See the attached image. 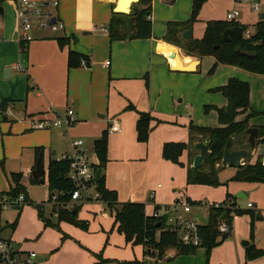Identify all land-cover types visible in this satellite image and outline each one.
I'll list each match as a JSON object with an SVG mask.
<instances>
[{"label":"crops","instance_id":"1","mask_svg":"<svg viewBox=\"0 0 264 264\" xmlns=\"http://www.w3.org/2000/svg\"><path fill=\"white\" fill-rule=\"evenodd\" d=\"M33 1L47 3L50 0ZM57 1L59 2L57 18L63 23L64 31L52 33L48 30H33L31 33L33 39L27 44L24 52L20 49L21 44L17 37L16 14L10 6L4 5L6 2L0 1L3 9V15H0V103L8 102L4 113L6 120L0 122V134L5 147H9L14 139L19 141L15 148L11 147L9 154L6 152L0 154V156L18 157L15 168L8 167V171L4 173L8 191L9 183L5 174L20 173L21 185L25 188L27 197L33 202L36 201L30 193L37 185H31L29 182L36 164L35 148L44 149L42 159L44 175L49 161L58 160L62 155L72 153L71 143L74 140L83 141L84 148L89 153L90 151L93 153L91 159L93 164L97 165V158L93 152L94 142L106 133L108 162L104 171V184L107 190L116 193L118 202L143 204L144 212L148 216L157 207L163 209L176 205L163 203L162 184L157 183L149 188L144 183H140L139 176L142 172L141 163L149 161L167 165L171 163L162 158V148L167 143H188L191 123L200 128L220 127L218 122L216 125L195 122L197 123L195 125L189 117L183 118L179 115V107L173 102L176 100L177 103L181 92H174L169 88L171 83L175 87L178 86L177 83L174 84L176 79L197 74L204 59L211 58L208 68L215 63L213 57H190L191 59L185 57L180 48L163 41L169 23H184L189 20L192 0H151L152 37L145 40L124 41H110L107 32L108 25L115 16L113 11L115 0ZM261 1L264 2V0H252L256 6L258 5L256 11L258 14H253L248 9L244 10L243 17L239 14V21L236 23L238 27H246L253 33L254 26L262 21L261 16L264 14L262 11L264 4H259ZM201 12L199 11L197 21L187 30L190 34L188 40H200L207 22H227L223 16H212L208 19L203 17ZM183 32H181L182 43L187 41L183 38ZM59 38L65 40L62 46L58 43ZM70 51L81 54L89 63V67L69 68L67 61ZM181 59L196 62L193 71H173L171 66ZM104 62H110L107 69L102 67ZM16 65L21 67L20 71L14 68ZM229 79H237L247 84L248 80L251 81L238 67L218 65L215 76L209 80L203 91L210 92L225 86ZM248 85L249 109L237 116L236 121H243L250 113H254L251 108V88L250 84ZM214 93L218 96L204 101L205 106L225 107L227 105L225 97L220 93ZM66 108L73 110L77 118V122L69 130L61 132L55 129H33L36 122L51 119L53 113L63 112ZM212 112L215 111L204 113L203 106L204 115ZM141 113H147L153 118L150 123L152 130L146 143H139L136 138L135 127ZM262 113L264 114V111ZM253 118L254 116L249 119L248 128H256L258 134L248 156L249 164L254 165L260 157V162L264 166V147L261 151L255 148L258 141L264 139V125ZM158 120L166 121L168 125L160 126ZM113 121L119 123V133L109 132ZM178 124L184 125L185 130H178L179 128L176 127ZM7 135H14L15 138ZM197 142L201 141L197 140ZM231 149L236 150L233 149V142ZM197 154L198 151L192 145L179 159L184 164L186 180V167ZM227 169L230 168L222 167L221 170ZM236 170L237 168H232V174L222 181L228 182L225 185L226 194L234 196V200L239 195L241 198L238 199L252 203L255 214L260 219L254 225L253 239H250V227L248 232L232 227L229 237L222 243L221 248L225 249L231 244L237 245L240 240L241 243L248 242L246 247L242 246L243 248L253 247L264 250V183L237 182L229 179L234 177ZM41 186L45 190V197L40 201L45 202L49 197V191L46 184ZM81 206L89 207L85 215L79 216V209L77 213L78 220L80 218V221L81 219L88 221L87 231H81L63 221L57 226L59 229L57 231L61 235L57 234L56 229L49 227L44 231V235L52 238L51 250L58 249L48 258L38 259L35 255L33 262L29 264H93L96 262L94 255L103 252L106 259L115 258L121 264L145 262L143 247L126 243L124 236L117 231L113 214L105 205L87 203ZM186 217L197 223V216L194 215L193 210ZM248 219L250 224L249 216ZM109 224L112 225V229L107 240L113 239L124 249L122 253L112 255L108 249L101 250L105 238L104 230H108ZM4 240L12 244L23 260L31 253L35 254L22 251L11 238L7 237ZM72 241H78L83 251L78 252L73 248L70 250L68 247ZM246 249L243 262V251L236 246L237 264H249ZM215 251L210 253V264H236V262H214ZM140 252L142 259L138 262ZM170 252L162 264H173L172 262L179 255L174 250ZM44 255L46 256L47 253ZM99 257L103 256L99 255ZM260 259L259 263L264 264V257Z\"/></svg>","mask_w":264,"mask_h":264},{"label":"trees","instance_id":"2","mask_svg":"<svg viewBox=\"0 0 264 264\" xmlns=\"http://www.w3.org/2000/svg\"><path fill=\"white\" fill-rule=\"evenodd\" d=\"M207 0H192L191 14L188 21L184 23H169L167 25V32L163 41L176 46L183 50L187 55L197 58L213 57L215 63L210 73H213L218 65H228L238 67L247 72L264 75V20L258 22L254 26L253 33L248 38H241L240 40L231 39L229 42L222 40V34L226 29L238 27L233 22L211 21L206 23V28L203 37L200 40H187L184 43L181 41V32L191 28L193 23L197 21V16L203 4ZM116 15V14H114ZM151 0H139L132 4L129 16L131 17V39L145 40L152 37L151 31ZM243 28V27H242ZM246 31L247 28L245 27ZM108 36L110 41H124L126 40V27L122 20L115 16L111 19L108 25ZM62 46L64 39H57ZM240 47L243 51L248 53H255L253 57L242 56L236 52V48ZM84 57L81 54L70 51L68 54V67H80V60ZM85 59V58H84ZM87 62V61H86ZM89 67V63L87 62ZM147 84V78H146ZM30 89V87H28ZM214 92L222 94L227 100V105L223 108H215L212 106H204V113L214 110L217 113L219 128H200L189 125V141L188 143H167L162 148V158L173 164L181 165L180 157L184 151H188L194 142L197 140L203 141L208 138L210 141L208 153L203 159V163L199 169L192 168V162L189 161L187 165V184H199L217 187L220 185L218 179V172L222 167L216 168L221 162L224 151V146L228 138L234 140L245 134L248 129V121L255 116V113H250L243 121H236L237 116L243 114L249 109V85L237 79H229L227 84L213 90ZM8 102L0 103V122L5 121V110ZM130 108V107H129ZM153 118L147 113H141L136 122L135 132L139 143H146L149 133L152 128L150 123ZM264 143V139L259 140L258 143ZM236 150L244 149V145L238 143ZM43 148L34 149L35 161L43 159ZM93 152L97 158V165L95 172L100 170V177L94 182L96 191L100 194L101 200L106 204L107 209L113 214L117 231L124 236L126 243L133 246H142L144 256L147 257L152 254V250L157 251V257L162 258L164 254L170 250L176 251L179 255H191L195 252V247H184L179 243L176 233H170L166 228L163 217L153 219L150 215L144 212V205L139 203H119L116 193L107 190L104 184V171L107 160V135L103 133L102 136L94 142ZM68 171V163L62 160L53 159L49 161L46 168V175L42 179L34 181L29 180L31 185H45L49 191V197L57 195L62 202L70 199V194L74 190V185L66 178ZM7 182L9 183V191L0 193L8 196L11 199H16L20 194L25 196V202L22 206L34 204L36 209H40V205H36L31 201L27 195L25 188L21 185L22 174L12 173L5 174ZM233 181L247 182V183H264V166L257 160L254 165H244L236 170ZM231 207H236L235 200L230 195L226 196V201ZM224 202V203H225ZM19 209L18 207H15ZM78 208L69 212H58L59 220L69 223L77 228L85 229L87 224L77 219ZM232 213L248 215L250 218V239H253L254 225L260 219L255 211L245 210L240 208L234 211L212 209L208 212V224L200 225L198 228V235L201 239L199 247H206L210 250L212 247L223 243L230 235V232L219 238L218 224L223 221L231 226ZM1 214V209H0ZM225 215L224 219H221ZM42 216V215H41ZM159 224V226H156ZM46 227H52L59 231L57 226L51 225L44 220ZM11 231H14L17 222L8 225ZM65 238V236H63ZM220 240L219 242H217ZM198 248V247H197ZM154 255V253H153ZM99 260L93 264H102L104 260L99 255H94ZM264 256V250L249 247L246 249V258H257ZM145 264V262L143 263Z\"/></svg>","mask_w":264,"mask_h":264},{"label":"rangeland","instance_id":"3","mask_svg":"<svg viewBox=\"0 0 264 264\" xmlns=\"http://www.w3.org/2000/svg\"><path fill=\"white\" fill-rule=\"evenodd\" d=\"M0 1L1 3L6 2L4 5L10 6L12 10L14 11V13L16 14L15 6L12 2L5 1V0H0ZM259 4L262 5L264 4V2L261 1ZM202 8H201L202 12L200 10V12L202 13V16L208 19L211 18L212 16L214 17L223 16V18H225L226 20L227 13L233 10H237L239 14L241 15V17H243V13L245 9H248L253 14H258L256 12L258 10V5L256 6V4L252 2V0H207L203 4ZM262 11H264V7ZM190 14H191V11H189V18H190ZM238 21H239V17L234 22L237 23ZM249 34L251 35L252 33L249 31ZM242 38H246L245 35H243ZM182 52L184 53L185 57H188V58L194 57V56L187 55L183 50ZM210 59L211 58H207L203 60V64L199 68V71L197 74L192 75L190 77H183L180 79H176V82H174V84L177 83L178 86L175 87L171 83V87L169 88L173 90L174 92H177V91L181 92V95L177 98V103H176V100L173 102L174 104H177V106L179 107V110H178L179 115H181L183 118L189 117L190 118L189 120L193 121L194 123L199 122L203 124L206 123V124L216 125L218 122V118L215 112L209 113L207 115L203 114V106L206 105V102L204 101L212 100L213 97L218 96V94L214 93L213 90H210V92L203 91L204 87L209 83V80L215 76L216 69L218 67V66L216 67L213 73H210L213 67L211 65V67L208 68V64H210ZM240 71L246 74L251 79V81L248 80L247 82L248 84H250V88H251V97H252L251 108L254 111V113L256 112L255 113L256 115L254 116L253 120L261 122L264 125V114L262 113L264 111V75L253 74L243 69H240ZM179 101H182V102L179 103ZM66 111H67V108L64 109L63 112L62 111L57 112V114L62 116ZM157 123L160 126L168 125L167 122L163 120H158ZM195 125H197V123H195ZM170 126H173V125H170ZM176 127L179 128L178 130H185V127L182 124H178ZM7 136H11L15 138L14 135H7ZM1 137L2 136L0 134V154L1 155L5 152L6 154H9L10 151L12 150L11 147L15 148L16 145L19 143V141L14 139L11 145H9V147L7 146L5 147L3 145ZM238 143H241L242 145H244L245 150H248L250 148L247 143L246 134H243L235 138L233 149L238 147ZM262 147L264 146H263V143L261 142L257 143L255 146L257 151H261ZM263 153H264V149H263ZM90 158L93 159L92 151H90ZM257 159L260 160V157ZM17 160H18V157L16 158L13 156H0V193H4L8 191V185L4 178V173L8 171V167H12L14 169L16 166ZM141 164L143 165L141 166L142 172L140 173V176H139L141 179L140 183H144V185L149 186V188H151V186L157 183L162 184L163 186L162 192H161L162 200H163V203L165 204H168V205L176 204L177 208H180V205L191 204L193 206V213L194 215L197 216V223L199 225H207L209 221L208 220L209 215L206 214L203 207L199 205L203 203L222 204L226 201L227 194L225 191V185L228 182H222V181L223 179L228 177L230 174H232V168L224 170V171L220 170L218 172V175H219L218 178H219L220 185L217 187H213V186L199 185V184H192V185L186 184L185 168H184L183 163H181V165L168 163L169 165H167L162 162L157 163L156 161H149L147 163H141ZM244 165H250L249 157L243 161V166ZM218 167H222L221 162L219 163L218 166H216V168ZM229 179H232V178H229ZM172 190H174L175 192L173 193ZM91 192L92 193L94 192V188L91 189ZM30 194L36 200L33 203H35L36 205H40L41 206L40 209L39 210L36 209L34 204L20 206L19 209H13V208L2 209L1 214H0V240L5 241L4 238H7V237L11 238L13 242L17 243L18 246L21 247L22 251L26 253L34 252L38 259L48 258V256L52 252H55L58 248L51 250L50 244L52 242V238L50 236L46 237V235H44V231L48 230L49 228L44 225V220L48 221L53 226H58L60 224L58 212H63V211L69 212L75 208H78L80 212L79 216H83L85 215V212L89 210V207L76 206L68 200V201L63 202L64 203L63 205L58 206V211H55L52 205L50 204L41 205L42 202L40 200L44 199L45 197L44 196L45 190L43 186L37 185L35 188L32 189V193ZM235 203L237 207L240 208V210L242 211L250 210L246 207L247 200L236 199ZM230 217H231V224L233 228L236 227L239 230H244L248 232L249 219L247 215L232 213ZM81 221L88 224L87 220L81 219ZM15 222H17V226L14 231H11L8 225L13 224ZM105 226L106 225H104V228ZM79 229L81 231H87L88 226L85 229H82V228H79ZM111 229H112V225L109 224L108 230H104L105 238H104V241L102 242L101 250L104 248L105 250L108 249L112 255L122 253L124 249L118 246L113 241V239L107 240L108 234L111 232ZM164 230L166 231L167 227ZM57 234L61 235L60 232H58ZM219 241L220 240H218L217 242ZM258 244L259 243H256V245ZM221 245L222 243L217 246L212 247L210 250H208L206 247H198L196 248L195 252L191 255H183V254L178 255L176 260H174L172 263L173 264H210V253L213 250H216L215 255L213 257L214 262L216 261H224L228 263L236 262L237 264L236 246L240 250L243 251L242 260L244 262L246 248H243L244 246L242 247V243L240 242V240L238 241L237 245L231 244V245H228L225 249L221 248L222 247ZM68 248L70 250L72 248L77 249L78 252L83 251L81 249L82 245L78 241L77 242L72 241ZM170 251H173V250H170ZM136 252L137 251H134V253ZM44 253H47V255L45 256ZM166 253L164 254V256L166 255ZM157 254H158L157 251L152 250V254L146 257L145 264H162L165 261V257L163 256L162 258H159L157 257ZM99 255L100 256L102 255L104 257V258L102 257L104 260V263L102 264H121L115 258L106 259L104 252ZM261 257H264V256H261ZM261 257L249 259V264H253V263L260 264L259 262L261 260L260 259ZM94 258L96 259V262H98L99 259L96 256H94ZM141 259H142V252H140V257L137 258L138 262H140ZM31 262H33V260H31Z\"/></svg>","mask_w":264,"mask_h":264},{"label":"built area","instance_id":"4","mask_svg":"<svg viewBox=\"0 0 264 264\" xmlns=\"http://www.w3.org/2000/svg\"><path fill=\"white\" fill-rule=\"evenodd\" d=\"M12 2L16 10V28L17 37L21 44V51L26 50L27 44L32 41V31L48 30L52 33L64 31L65 27L61 21L57 18V10L59 2L57 0H50L47 3L38 2L33 0H5ZM239 17V12L233 10L226 15L227 22H234ZM52 20H55L52 22ZM246 38L250 36L249 31H245ZM80 67L88 68L87 62L81 59ZM110 62H104L102 67L107 69ZM18 71L21 70L19 65L14 66ZM77 122L76 114L71 109L61 116L57 113H53V118L45 119L36 122L33 125L35 130H50L55 129L58 131H67L75 125ZM110 133H119V123L113 121L110 128ZM72 153L70 155H62L59 160L66 161L68 163V171L66 178L71 181L74 185V190L70 194L69 201L76 206L83 204H106L101 200L100 194L96 191L94 185L95 182V166L90 158V153L84 148L83 141L74 140L71 144ZM94 188V192L91 189ZM25 202V196L20 194L16 199H11L4 194H0V209H10L20 207ZM52 205L55 211H58V206L64 203L58 199L57 195L51 196L47 203ZM203 207L206 214L212 209L222 210H237L238 207H231L227 202L219 203H203L199 205ZM246 207L250 210H254L252 203H247ZM107 208V206H106ZM193 210L191 204L180 205L177 208L173 205L169 208H155L150 214L153 219L162 218L167 215L165 225L167 231L170 233H176L178 236L179 243L184 247H199L201 245V239L198 235L199 225L190 218L188 215ZM219 238L223 235L228 234L231 231V226L223 221L218 224ZM35 257V254L31 253L24 260L20 258L19 252L15 251L12 244L8 241L0 240V264H29Z\"/></svg>","mask_w":264,"mask_h":264},{"label":"water","instance_id":"5","mask_svg":"<svg viewBox=\"0 0 264 264\" xmlns=\"http://www.w3.org/2000/svg\"><path fill=\"white\" fill-rule=\"evenodd\" d=\"M139 0H115V8H114V12H115V17L122 20L125 24L126 27V40H130L131 39V17L129 16L130 11H131V6L134 3H137ZM122 4L124 5V8H126V11H117V8ZM0 15H3V9L0 6ZM261 19L264 20V14L261 16ZM55 20H52V22H54ZM244 28L242 27H233V28H229L226 29L223 34H222V40L224 42H229L231 39H235V40H240L244 34ZM190 37L189 31H184L183 32V38L185 40H188ZM236 52H239L242 56H246V57H253L256 54L255 53H248L243 51L240 47L236 48ZM195 63V62H194ZM193 62L185 67H182L181 65H179L178 67H171V69L173 71L176 72H191L193 71L192 67H193ZM245 134L248 136L247 142L248 145L250 147V150H232V138H228L225 146H224V151H223V155L221 158V166L223 168H239L241 166H243L242 162L250 155L251 153V149L254 147L255 145V139L257 138V129L256 128H248L245 131ZM209 144L210 141L208 138L204 139L201 142H194L193 148L198 151V154L194 156L193 158V163H192V168L193 169H199L203 163V159L206 156V154L208 153V148H209ZM44 168H43V163L41 160H37L36 164H35V168L34 170L31 172V178L34 181H37L39 179H42L44 177ZM100 177V170H97L95 173V181H97ZM241 198V196L237 195L236 199ZM17 209V208H14ZM225 215L222 216L221 219H224ZM167 220V215L163 216V221L165 222ZM156 226H159V224H157ZM248 245L247 241L242 242V246L246 247ZM171 252L166 253V255L164 256L165 259L167 257V255H169Z\"/></svg>","mask_w":264,"mask_h":264},{"label":"bare ground","instance_id":"6","mask_svg":"<svg viewBox=\"0 0 264 264\" xmlns=\"http://www.w3.org/2000/svg\"><path fill=\"white\" fill-rule=\"evenodd\" d=\"M118 8H119V11H126V10H125L126 8H124V5L122 4V2H121V5H120ZM118 8H117V9H118ZM174 60H175V59H174ZM191 62H192L191 60L181 59V60H179L178 62L174 63V65L171 66V67H178L179 65H181L182 67H185V66L191 64ZM193 63H194V62H193ZM195 66H196V62L193 64L192 69H193Z\"/></svg>","mask_w":264,"mask_h":264}]
</instances>
